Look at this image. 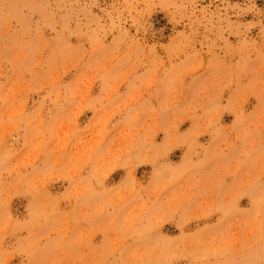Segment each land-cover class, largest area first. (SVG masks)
I'll list each match as a JSON object with an SVG mask.
<instances>
[{"label":"rangeland","instance_id":"1","mask_svg":"<svg viewBox=\"0 0 264 264\" xmlns=\"http://www.w3.org/2000/svg\"><path fill=\"white\" fill-rule=\"evenodd\" d=\"M0 264H264V0H0Z\"/></svg>","mask_w":264,"mask_h":264}]
</instances>
